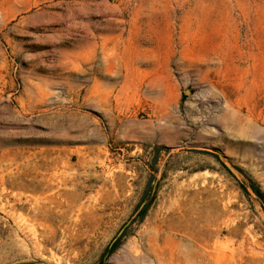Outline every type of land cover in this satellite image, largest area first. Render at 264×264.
I'll return each mask as SVG.
<instances>
[{
	"label": "rangeland",
	"instance_id": "obj_1",
	"mask_svg": "<svg viewBox=\"0 0 264 264\" xmlns=\"http://www.w3.org/2000/svg\"><path fill=\"white\" fill-rule=\"evenodd\" d=\"M252 186L264 0H0V264H264Z\"/></svg>",
	"mask_w": 264,
	"mask_h": 264
},
{
	"label": "trees",
	"instance_id": "obj_2",
	"mask_svg": "<svg viewBox=\"0 0 264 264\" xmlns=\"http://www.w3.org/2000/svg\"><path fill=\"white\" fill-rule=\"evenodd\" d=\"M252 191L258 197L259 201H261L263 203V206H264V194L258 188L254 187V186H252ZM147 210H148V207H146L143 210L141 217H144L146 215ZM118 247H119V241H116L108 247L107 253L109 255L114 254L116 252V250L118 249ZM101 264H103V262H101Z\"/></svg>",
	"mask_w": 264,
	"mask_h": 264
}]
</instances>
